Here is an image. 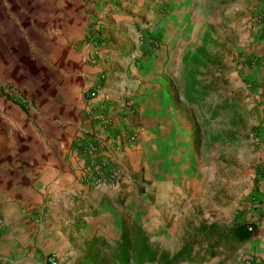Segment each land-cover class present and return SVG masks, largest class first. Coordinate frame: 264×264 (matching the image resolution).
<instances>
[{
	"label": "crops",
	"instance_id": "0c3cea01",
	"mask_svg": "<svg viewBox=\"0 0 264 264\" xmlns=\"http://www.w3.org/2000/svg\"><path fill=\"white\" fill-rule=\"evenodd\" d=\"M200 1H3L0 264H45L48 256L57 264H91V242L105 240L109 226L119 231L118 201L142 154L153 200L147 227L152 241L160 240L156 218L168 213L160 203L181 195L172 156L183 142L170 81ZM263 5L246 18L250 37L241 75L263 110L254 135L253 191L221 226L200 224L199 230L213 228L219 236L210 242L212 256L200 252L205 260L197 264H264V27L249 23ZM150 40L159 48L149 49ZM91 138L120 168L115 186L83 183L74 145ZM132 206L126 209L133 214ZM238 226L248 231L246 240L238 239Z\"/></svg>",
	"mask_w": 264,
	"mask_h": 264
},
{
	"label": "rangeland",
	"instance_id": "374dc122",
	"mask_svg": "<svg viewBox=\"0 0 264 264\" xmlns=\"http://www.w3.org/2000/svg\"><path fill=\"white\" fill-rule=\"evenodd\" d=\"M3 1L6 0H0V48L6 50ZM263 3L264 0H201L192 18H188L186 54L178 61L177 51L170 81L175 120L183 142L172 156L181 195L175 193L174 198L160 203L162 211L168 213L161 214V220L156 218L161 238L152 241L147 227L153 201L149 194L151 178L142 154L141 168L128 175L129 191L118 201L122 211L119 231L109 226L105 240L91 242L92 252L96 251L91 264H164L182 248L186 251L178 264L205 260L200 255L202 251L204 256H212L210 242L219 236L218 232L213 228L199 230L200 224L221 226L253 191L258 166L254 135L263 110L247 92L241 75L250 37L246 18ZM159 46L156 42V49ZM0 85L6 95V77L2 79V75ZM129 195L132 201H127ZM130 203L136 210L133 214L126 209ZM140 231L145 244L155 252L153 260L142 263L137 262L134 246ZM124 232L130 245L125 258L120 259L118 246Z\"/></svg>",
	"mask_w": 264,
	"mask_h": 264
},
{
	"label": "built area",
	"instance_id": "2783aa9c",
	"mask_svg": "<svg viewBox=\"0 0 264 264\" xmlns=\"http://www.w3.org/2000/svg\"><path fill=\"white\" fill-rule=\"evenodd\" d=\"M249 23L255 26L264 27V5L263 7L252 14L249 18ZM93 38V35H91ZM149 49H156V44L151 40L147 43ZM89 96L95 97V92H90ZM106 127L110 124L107 123ZM97 141L91 138L89 141L76 139L74 151L80 161V171L82 173V181L86 182L91 187L102 185L115 186L121 180V170L115 164L111 163L103 149L96 143ZM135 136H130L127 140V146H133ZM45 264H57V260L53 256H48ZM246 264H249L247 262Z\"/></svg>",
	"mask_w": 264,
	"mask_h": 264
},
{
	"label": "trees",
	"instance_id": "16d2710c",
	"mask_svg": "<svg viewBox=\"0 0 264 264\" xmlns=\"http://www.w3.org/2000/svg\"><path fill=\"white\" fill-rule=\"evenodd\" d=\"M141 232V233H140ZM137 235V238H135L134 246L137 248V262H147L154 259L155 252L152 251L146 244H145V237L140 231ZM236 234L238 236V239L240 240H246L249 236V233L247 230H244L241 228V226H238V229L236 231ZM123 240H121L119 244V251L118 256H120V259L125 258L126 251L130 245L129 237L127 236V232L122 233ZM186 249L182 248L176 255L172 257V259L165 261L164 264H178L179 261L184 259L183 255L185 254Z\"/></svg>",
	"mask_w": 264,
	"mask_h": 264
}]
</instances>
